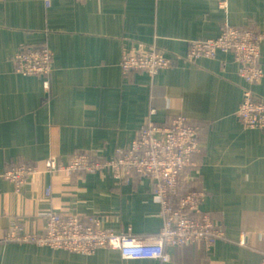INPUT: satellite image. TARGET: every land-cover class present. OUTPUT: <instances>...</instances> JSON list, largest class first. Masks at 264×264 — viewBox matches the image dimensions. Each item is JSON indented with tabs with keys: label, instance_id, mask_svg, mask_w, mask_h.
<instances>
[{
	"label": "crops",
	"instance_id": "obj_1",
	"mask_svg": "<svg viewBox=\"0 0 264 264\" xmlns=\"http://www.w3.org/2000/svg\"><path fill=\"white\" fill-rule=\"evenodd\" d=\"M224 25L262 34L263 75L251 86L229 53L184 59L189 43L217 37ZM150 45L171 65L155 76L124 73L121 57ZM32 47L53 53L48 87L41 76L14 71L11 56ZM245 87L264 98V0H0V264H261L264 128L236 119ZM175 116L200 127L199 150L181 181L205 192L200 210L225 229L213 246H166V261L125 260L107 248L85 255L5 239L14 224L43 233L48 213L153 238L162 218L144 176L117 182L107 170L59 173L47 196L42 172L19 192L3 173L19 164L43 168L50 157L67 162L77 150L113 159L149 119Z\"/></svg>",
	"mask_w": 264,
	"mask_h": 264
},
{
	"label": "built area",
	"instance_id": "obj_2",
	"mask_svg": "<svg viewBox=\"0 0 264 264\" xmlns=\"http://www.w3.org/2000/svg\"><path fill=\"white\" fill-rule=\"evenodd\" d=\"M48 4L49 0H45ZM226 6L224 1L219 7ZM258 31L224 25L215 38L189 43L184 59L195 61L214 58L218 52L229 53L237 64L238 76L246 85L258 82L263 70L260 65V41ZM172 58L155 45L141 46L121 57L124 73L141 71L155 76L171 65ZM17 74L41 76L45 87L49 86L53 53L47 47L23 48L11 56ZM156 109L150 108V115ZM237 121L246 128H264V98L244 88L243 100L235 113ZM198 125L183 116H175L162 124L150 119L134 135L128 146L118 149L113 159L96 160L83 151H75L67 162L55 157L46 159L43 168L37 165L19 164L8 168L3 177L20 191L29 176L42 172L47 196L51 192L52 176L59 173L110 171L117 182L129 180L133 174L144 176L153 184V197L160 206L161 226L158 233L148 240H141L130 231L115 233L104 228L99 220L91 218L85 223L76 216L48 213L43 233L25 230L14 224L5 239L17 243H32L79 254H92L99 248L116 251L125 260L160 259L166 261V246L181 247L202 242L213 246L225 236L223 226L214 224L208 212L200 210L205 192L197 187H184L181 178L192 165V155L199 150ZM244 245V241L239 242ZM261 264H264V260Z\"/></svg>",
	"mask_w": 264,
	"mask_h": 264
}]
</instances>
